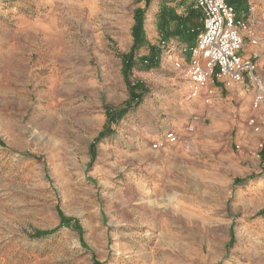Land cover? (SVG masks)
Returning <instances> with one entry per match:
<instances>
[{"label":"rangeland","instance_id":"1","mask_svg":"<svg viewBox=\"0 0 264 264\" xmlns=\"http://www.w3.org/2000/svg\"><path fill=\"white\" fill-rule=\"evenodd\" d=\"M163 2L179 15L193 4L151 1L159 60L144 65L142 48L126 77L144 1L0 0V264H264V137L248 138L264 129L260 111L214 129L196 112L190 54L156 27Z\"/></svg>","mask_w":264,"mask_h":264},{"label":"built area","instance_id":"2","mask_svg":"<svg viewBox=\"0 0 264 264\" xmlns=\"http://www.w3.org/2000/svg\"><path fill=\"white\" fill-rule=\"evenodd\" d=\"M191 8L199 13L201 26L190 51L187 69L189 98L197 97L213 77L236 83L245 80L253 92L251 106L260 111L259 124L264 127V81L257 73V56H241L246 41L251 45L261 42L264 10L260 18L251 11L240 17L226 0H193ZM185 129L191 133L194 126L190 123ZM167 139L174 142L175 136L168 133Z\"/></svg>","mask_w":264,"mask_h":264},{"label":"trees","instance_id":"3","mask_svg":"<svg viewBox=\"0 0 264 264\" xmlns=\"http://www.w3.org/2000/svg\"><path fill=\"white\" fill-rule=\"evenodd\" d=\"M144 1V8L143 9H136L134 12V24L131 28V38L132 44L128 53L123 57V74L128 77L131 73L133 67V58L134 56L142 49L148 48L149 49V61L144 60V65H149L150 68H154L157 66L159 60L160 51H156L149 45V42L146 38L145 29H144V13L145 10L148 8L149 4L153 0H141ZM228 4L233 6L232 4L235 2L232 0L231 2L226 0ZM180 5H183L182 3ZM238 6V4H237ZM233 6L235 8L236 13L243 12L242 6L239 5ZM182 8V6H181ZM201 22L200 17L194 12L191 8L185 11V14L179 15L177 14L176 10L169 7L165 2L162 3L158 14L156 15V27L158 33L161 38V43H167L170 39H175L182 44V49L185 50V53L190 51L195 46L197 34L200 30ZM160 50V49H159ZM150 63V64H149ZM138 85V84H137ZM135 83L131 85V87L137 86ZM132 98L137 99L134 95L131 94ZM129 105L126 104L125 108L121 109L120 111H115L114 113L108 116V123L118 122L127 112H128ZM109 123V124H110ZM108 127V126H107ZM106 130L99 133L97 139L102 138L105 135ZM94 147V146H93ZM260 158L264 159V147L262 148L260 154ZM62 226L72 227L76 231H80L79 226L76 224V221L72 219H66L64 217L60 218ZM46 232H39L36 234V237L47 235Z\"/></svg>","mask_w":264,"mask_h":264},{"label":"crops","instance_id":"4","mask_svg":"<svg viewBox=\"0 0 264 264\" xmlns=\"http://www.w3.org/2000/svg\"><path fill=\"white\" fill-rule=\"evenodd\" d=\"M244 10L245 11L243 12L246 14L248 11V4L244 6ZM249 11L254 14V11ZM240 13H238V15ZM196 14L200 17L199 13L196 12ZM177 43L182 48V44L179 41ZM253 54L258 55L256 59L257 73L264 81V44L262 46L251 45L246 41L244 50L241 53L242 57L250 58ZM213 79L215 82L210 83V85L209 83L207 84V88H211L213 91L211 103L209 105L203 104L202 101L206 94V87L201 91L200 95L195 100L189 102L199 115H201L204 119L209 120L210 126L213 127V129L217 127V124H230L232 118H235L243 124L247 118H251L255 115L256 111L251 106L253 92L247 81L236 83L230 82L222 77H213ZM183 91L187 92L185 88H183ZM247 133L250 135V132L245 131V134ZM261 137H264V129H261L259 134L248 136L251 140L250 147H253V140H257ZM260 163L264 165V159H260Z\"/></svg>","mask_w":264,"mask_h":264}]
</instances>
